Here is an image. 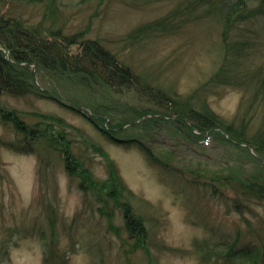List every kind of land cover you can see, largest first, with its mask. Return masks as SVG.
<instances>
[{"label": "rangeland", "instance_id": "obj_1", "mask_svg": "<svg viewBox=\"0 0 264 264\" xmlns=\"http://www.w3.org/2000/svg\"><path fill=\"white\" fill-rule=\"evenodd\" d=\"M54 4L49 7L45 2L9 4L3 12L14 10L11 15L20 19L21 26L30 33L40 31L47 38L61 28L64 35H77L78 40H101L137 73L148 75L153 84L185 97L202 94L209 106L225 118L237 113L243 91L206 85L224 57L222 28L215 19L194 21L175 30H150L130 41L128 37L135 29L165 16L176 0H57ZM53 10L55 16L51 15ZM78 46L73 48L75 52ZM36 78V82L65 104L46 96L5 94L0 96V105L17 110L29 122L39 121L31 115L35 112L60 117L73 128L64 130L61 123H56L53 129L66 131L68 145L74 147L76 156L88 161L83 164L88 169L78 156L75 163H70L71 169L78 170L81 165L86 176L80 177L78 172L77 177L72 176L66 164L58 160L41 161L25 150L8 148L2 140H16L17 136L12 128L0 122V264H45L48 244L68 256L66 264H91L95 255L92 247L97 255L103 249L105 264H128L116 260L123 242L120 236L124 218L129 217L124 213L126 206L134 210L132 214L136 217L142 216L150 230L146 242L151 251L143 246L145 241L140 243L138 248L129 250L130 264H200L193 253L194 242H231L236 237L237 227L242 225L237 213L228 214L211 195L206 196L205 208L177 192L181 187H189L192 193L194 186L185 184V180L195 181L197 175L190 172L199 173L198 167L210 175L221 171L239 175L243 168H250L252 163L242 148L214 138L193 142L181 126L174 128L165 122L131 128L145 117L122 130L112 131L116 139L109 138L103 131H110L113 116H132L133 109L148 113L146 117L160 116L162 109L127 94L85 91L73 83L47 79L42 72ZM103 106L109 107L108 110ZM100 116L107 121H99ZM135 138L158 161L167 162L164 167L172 169L173 174L166 176L158 165L151 164ZM86 139L101 150L94 151L96 146L87 145ZM110 165L132 194L128 201L121 199L111 234L107 223L113 216L100 212L91 189L109 188L114 182ZM257 211L259 217L264 215L262 208ZM247 218L253 227L260 221L254 215L248 214ZM241 228L248 229V225ZM150 237L154 245L150 244ZM158 244L163 246L156 247ZM252 261L239 257L232 264H252Z\"/></svg>", "mask_w": 264, "mask_h": 264}, {"label": "trees", "instance_id": "obj_2", "mask_svg": "<svg viewBox=\"0 0 264 264\" xmlns=\"http://www.w3.org/2000/svg\"><path fill=\"white\" fill-rule=\"evenodd\" d=\"M56 1L0 0V8H2L0 10V96L8 94L52 98V93L42 90L37 85L31 68L24 65L36 64L37 74L42 72L47 79L73 83L75 87L89 92L101 90L106 93L131 95L162 109L163 114L160 116L146 117L148 113L144 115L135 109L133 115L129 117L113 116L110 131H103L109 138L116 139L112 131L122 130L131 122L145 117L143 122L131 128L139 129L144 124L155 122L157 125L159 122H165L174 128L181 126L183 132L193 142L214 138L242 148L250 159L249 163H252L250 168H243L239 175L232 171H221L216 175H210L209 172L198 167L199 173L190 172L191 175H197L196 180L190 182L185 180V184L191 183V186H194L192 193L188 191L189 187H181V190L176 192L184 199H193L195 203L205 208L208 199L206 196L211 195L213 201L221 202L228 214L237 213L242 225H248V229H242V225L238 226L237 235L231 242L214 243L210 240L194 242L193 253L200 264H232L239 257L253 259L252 264H264V215L259 217L257 211L258 207L264 211V0H176L175 6L169 13L152 23L148 22L138 27L128 37L131 41L150 30H175L184 28L194 21L215 19L214 21L220 23L222 28L224 57L222 64L206 85L210 84L213 89L228 86L244 92L237 113L230 118L217 114L202 94L185 97L176 91H168L160 85L153 84L148 75L137 73L101 40H84V38L78 40L77 35H64L61 28H58L51 38H47L41 35L40 31L30 33L21 26L20 19L15 18V14L11 15L14 10L3 12V8L10 7L9 4L45 2L49 7L51 4L55 6ZM61 2H58L59 6ZM51 15L55 16L54 10ZM75 45H79L76 52L73 50ZM5 50L8 51V57ZM256 53L261 54L260 58ZM103 107L105 111L109 108ZM31 115L37 116L39 121L29 122L17 110L0 105V122L5 127L12 128L17 136L16 140H2L4 145L35 154L41 161L46 158L58 160L66 164L70 175L77 177L75 173L78 172L82 175L80 177L86 176L81 165L78 170L77 167L71 169L73 166L70 163H75L74 159L77 160L79 155L76 156L74 147L68 145V135H64L66 131L61 133L53 129L56 123H61L64 130L73 127L57 115L39 112ZM100 117L99 121H107L106 117ZM194 130L199 131V134H194ZM227 135L233 141H229ZM86 141L87 145L92 147L93 143L89 139ZM134 141H138L140 147L146 151L151 164L158 165L166 176L173 174L172 169L164 167L168 166L167 162L158 161L152 156L151 150L140 142V139L135 138ZM242 144H247L250 148ZM95 146L94 151L101 150L100 146ZM80 158L82 166L88 164L84 157ZM110 166L111 171L114 172H111L114 182L109 188L98 186L91 188L96 203L100 206V212L106 216H113L109 224L107 223L109 234L112 233L110 229L115 227L114 213L119 210L117 207L121 199L128 201V196L132 195L116 169L113 170L112 165ZM174 177L179 178V176ZM125 212L129 217L124 218L125 224L120 236L123 242L118 247L116 260L130 264L132 252L129 250H134L140 243L148 241L150 230L144 225L142 216L136 217L132 214L134 210L132 211L131 207L126 206ZM248 214L259 218L257 226L253 227L250 219L247 218ZM127 235L130 238L127 239ZM131 241L134 243H130ZM152 241L150 237L149 242L154 245ZM130 244L131 247L128 246ZM143 246L151 251L149 243L146 242ZM158 246L163 245L158 244L156 247ZM56 248L48 244L45 264H66L68 256L59 253ZM101 250L102 252L97 255L92 247L91 252L95 255L91 264H105L104 251Z\"/></svg>", "mask_w": 264, "mask_h": 264}, {"label": "water", "instance_id": "obj_3", "mask_svg": "<svg viewBox=\"0 0 264 264\" xmlns=\"http://www.w3.org/2000/svg\"><path fill=\"white\" fill-rule=\"evenodd\" d=\"M54 98H55V97H54ZM72 108H75V107H72ZM78 110L81 111L80 109H78ZM228 139H229L230 141H232L230 137H228ZM246 146L249 147V145H246Z\"/></svg>", "mask_w": 264, "mask_h": 264}]
</instances>
